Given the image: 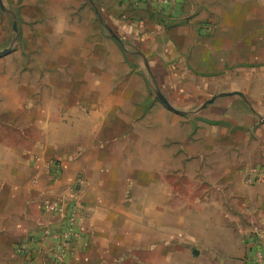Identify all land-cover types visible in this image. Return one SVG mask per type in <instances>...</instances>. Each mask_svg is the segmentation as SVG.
Returning <instances> with one entry per match:
<instances>
[{
	"label": "crops",
	"instance_id": "obj_1",
	"mask_svg": "<svg viewBox=\"0 0 264 264\" xmlns=\"http://www.w3.org/2000/svg\"><path fill=\"white\" fill-rule=\"evenodd\" d=\"M141 4L121 41L178 112L148 98L140 72L93 81L102 43L89 32L51 45L37 34L29 74L12 85L30 91L5 100L15 123L0 131V264H53L37 239L62 221L42 205L71 188L81 236L66 264L264 259V0Z\"/></svg>",
	"mask_w": 264,
	"mask_h": 264
},
{
	"label": "rangeland",
	"instance_id": "obj_2",
	"mask_svg": "<svg viewBox=\"0 0 264 264\" xmlns=\"http://www.w3.org/2000/svg\"><path fill=\"white\" fill-rule=\"evenodd\" d=\"M0 7V52L10 48L11 52L0 56V131L12 128L11 105L5 104L13 92L30 90L12 88L13 84L25 80L26 64L35 60L30 57V50L38 48L37 34L44 35V44L57 43L58 33L84 30L93 35V44L102 43V50H92L91 79L115 84L125 77V73H135L147 80V96L158 101L155 86L147 74L142 58L137 57L135 48L126 42H118L105 28L107 26L120 40L122 34H132L133 23L141 18L136 0H1ZM16 23V32L13 23ZM80 29V30H79ZM54 34H57L54 37ZM107 35V46L103 49V37ZM124 65V66H123ZM127 72H125V70ZM124 75V77H123ZM83 74H77V78ZM97 91V90H96ZM145 94L141 92V97ZM160 101V100H159ZM201 108L194 106L189 111ZM238 109L239 106H236ZM171 111V110H170ZM202 111V110H201ZM200 111V112H201ZM17 123V122H16ZM189 129L195 125L189 121ZM203 192L207 186L201 187Z\"/></svg>",
	"mask_w": 264,
	"mask_h": 264
},
{
	"label": "built area",
	"instance_id": "obj_3",
	"mask_svg": "<svg viewBox=\"0 0 264 264\" xmlns=\"http://www.w3.org/2000/svg\"><path fill=\"white\" fill-rule=\"evenodd\" d=\"M175 1V0H174ZM173 0H156L159 6L171 7L174 4ZM136 7H141V0H136ZM60 171L58 165H54L53 174L57 176ZM69 198H56L52 201H45L42 205V210L46 214L58 215L61 217L62 227L60 230H54L50 227H44L41 230L40 237L37 239L39 245L46 247L50 254L53 264H66L68 257L71 255L72 242L78 240L81 236L79 216H78V201L73 197V188L69 189ZM34 240L25 242L18 247L17 252L23 255H30L34 246ZM255 264H262L263 255L261 251L255 252Z\"/></svg>",
	"mask_w": 264,
	"mask_h": 264
},
{
	"label": "water",
	"instance_id": "obj_4",
	"mask_svg": "<svg viewBox=\"0 0 264 264\" xmlns=\"http://www.w3.org/2000/svg\"><path fill=\"white\" fill-rule=\"evenodd\" d=\"M89 1L92 3V0H89ZM0 7H1V9H3V5H2L1 0H0ZM105 28L109 31L110 34H112V36H113L118 42L121 41L117 36H115V34H113V32H112L107 26H105ZM13 30H14V32L17 31V30H16V23H15V22L13 23ZM10 52H11V49H10V48H7V49H5V50H3V51L0 52V56L5 55V54H8V53H10ZM157 96H158L160 102H162V103L164 104V106H165L168 110H171V111H173V112H178L177 110H175V109L169 104V102L163 97V95H162L160 92H157ZM213 100H214V98H212L211 100H209L206 104H208V103H212ZM206 104H205L203 107H205ZM263 122H264V120H263ZM193 254H197V252H196V251H193Z\"/></svg>",
	"mask_w": 264,
	"mask_h": 264
}]
</instances>
